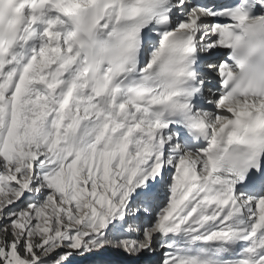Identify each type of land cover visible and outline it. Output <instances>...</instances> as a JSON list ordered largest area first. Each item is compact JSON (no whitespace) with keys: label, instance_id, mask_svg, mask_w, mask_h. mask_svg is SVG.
Instances as JSON below:
<instances>
[{"label":"snow or ice","instance_id":"snow-or-ice-1","mask_svg":"<svg viewBox=\"0 0 264 264\" xmlns=\"http://www.w3.org/2000/svg\"><path fill=\"white\" fill-rule=\"evenodd\" d=\"M0 264H264V0H0Z\"/></svg>","mask_w":264,"mask_h":264},{"label":"rangeland","instance_id":"rangeland-1","mask_svg":"<svg viewBox=\"0 0 264 264\" xmlns=\"http://www.w3.org/2000/svg\"><path fill=\"white\" fill-rule=\"evenodd\" d=\"M105 255H107V256H111L112 254H111V253H108V254H105Z\"/></svg>","mask_w":264,"mask_h":264}]
</instances>
